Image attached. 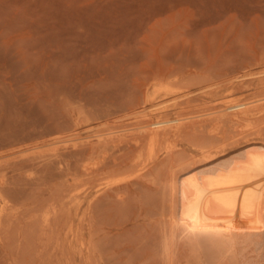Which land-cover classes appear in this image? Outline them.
<instances>
[{
  "label": "rangeland",
  "instance_id": "1",
  "mask_svg": "<svg viewBox=\"0 0 264 264\" xmlns=\"http://www.w3.org/2000/svg\"><path fill=\"white\" fill-rule=\"evenodd\" d=\"M259 97L264 0H0V152L40 170L14 180L0 264H258L211 150L263 140L264 104L153 143L137 126Z\"/></svg>",
  "mask_w": 264,
  "mask_h": 264
},
{
  "label": "bare ground",
  "instance_id": "2",
  "mask_svg": "<svg viewBox=\"0 0 264 264\" xmlns=\"http://www.w3.org/2000/svg\"><path fill=\"white\" fill-rule=\"evenodd\" d=\"M263 104L264 97L251 100L226 98L214 110L199 120H194L193 116L166 118L163 115L154 117L148 114L149 116L140 122L137 129L140 134L153 143L162 134L163 136L168 135L173 131L180 130L186 123H194L195 121L202 124V122L211 119H218V121L220 119L221 121H231L229 123L234 122L232 124L235 125L238 121L241 122L243 119L245 121L253 112L262 110ZM247 133L249 131L244 132L246 135ZM238 136L240 138L243 135L238 133ZM72 139L56 140V142L61 141L62 144L57 145L55 149L67 147ZM81 139L83 137L73 139V144L79 143ZM233 139L236 140L238 137ZM261 139L258 141L249 140L250 142L247 140L239 144L234 142L235 145L231 143L233 146L230 148H239L229 154L223 152L225 149L211 150L215 178L225 191L236 232L258 264H264V139ZM97 141L101 144L115 141V134L99 136ZM21 150L0 152V226L3 225L9 214L10 198L21 193L22 187L14 180L30 182L34 179V174L40 171L37 169L36 163L33 162L38 154L34 149L12 158L2 159L5 155L15 154Z\"/></svg>",
  "mask_w": 264,
  "mask_h": 264
}]
</instances>
